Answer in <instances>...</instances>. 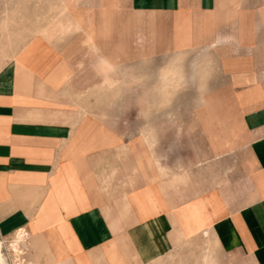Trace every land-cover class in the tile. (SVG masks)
<instances>
[{"label":"crops","instance_id":"1","mask_svg":"<svg viewBox=\"0 0 264 264\" xmlns=\"http://www.w3.org/2000/svg\"><path fill=\"white\" fill-rule=\"evenodd\" d=\"M62 4L84 57L43 28L0 66V241L149 264L202 237L264 264V0Z\"/></svg>","mask_w":264,"mask_h":264},{"label":"rangeland","instance_id":"2","mask_svg":"<svg viewBox=\"0 0 264 264\" xmlns=\"http://www.w3.org/2000/svg\"><path fill=\"white\" fill-rule=\"evenodd\" d=\"M62 10V0H0V66L33 35L42 33L43 28L57 29L54 33L59 35L57 41L61 42L62 51L83 58L85 50L73 45V26ZM63 22L65 25H61ZM82 65L83 70L89 69L88 64ZM13 239L14 236L5 242L9 243ZM213 246L212 242L205 243L202 237L194 238L182 242L180 246L149 264H204L205 261L207 264H249L244 260L224 257ZM6 254L10 264H29L33 260V257L27 254L17 261L8 249Z\"/></svg>","mask_w":264,"mask_h":264},{"label":"bare ground","instance_id":"3","mask_svg":"<svg viewBox=\"0 0 264 264\" xmlns=\"http://www.w3.org/2000/svg\"><path fill=\"white\" fill-rule=\"evenodd\" d=\"M24 244V236L19 235L9 243L4 241H0V264H10L8 256L6 254V249L10 250L17 261L21 258L22 255H25L23 245ZM13 256V257H14ZM14 264H16L14 262Z\"/></svg>","mask_w":264,"mask_h":264}]
</instances>
